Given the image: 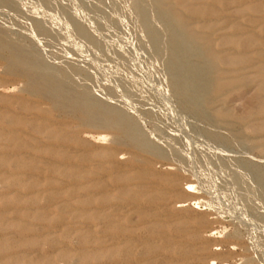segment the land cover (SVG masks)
Returning <instances> with one entry per match:
<instances>
[{
	"label": "rangeland",
	"instance_id": "374dc122",
	"mask_svg": "<svg viewBox=\"0 0 264 264\" xmlns=\"http://www.w3.org/2000/svg\"><path fill=\"white\" fill-rule=\"evenodd\" d=\"M0 43V264H264V0H0Z\"/></svg>",
	"mask_w": 264,
	"mask_h": 264
},
{
	"label": "bare ground",
	"instance_id": "6f19581e",
	"mask_svg": "<svg viewBox=\"0 0 264 264\" xmlns=\"http://www.w3.org/2000/svg\"><path fill=\"white\" fill-rule=\"evenodd\" d=\"M210 4V3H209ZM205 7V6H204ZM206 8V7H205ZM204 9V8H203ZM212 9V8H211ZM220 12V11H219ZM206 20V19H205ZM249 22V21H248ZM206 28V27H205ZM219 43V42H218ZM249 43V42H248ZM1 45V43H0ZM253 45V44H252ZM10 53V52H9ZM208 53L210 54V52L208 51ZM202 54V53H201ZM211 55V54H210ZM222 58V57H220ZM219 58V59H220ZM5 59V58H4ZM206 59V58H205ZM229 59V58H228ZM31 60V59H30ZM30 60H28L25 56H21V55H18L16 52L12 53L11 57L9 58V64H10V68L14 71V72H17L19 73L20 75H22L23 77H25L28 81H29V84H30V87L32 89L33 92H36V93H41L45 96H48L50 97L53 102L55 103V105H58V106H62L63 107H68L70 109H77V110H80L82 112V114L85 116V119L90 123V124H100L102 126H105V127H109V128H113L119 132L122 133V135L124 137H127L128 139H130L132 141V143L138 145V146H142V147H147L143 141H141L140 138H137L135 137L134 135V130L133 128L125 121L117 118H113L112 117V110L109 111V110H104V109H101L99 115H96L95 113H93L91 111V108H92V105L93 103L90 102V101H86L84 99H80V97H78L75 93V95H73L66 87H64L62 84L60 83H57V82H52L48 77H45V76H37V75H34V70H33V67H31V62ZM207 61V60H206ZM230 61V60H229ZM258 61V60H257ZM256 61V62H257ZM255 62V63H256ZM209 63V62H208ZM33 64V63H32ZM223 64V63H222ZM29 66L32 68L33 72L30 70ZM256 70V69H255ZM5 71V70H4ZM9 74V73H8ZM48 74V73H47ZM255 74V73H254ZM238 78V77H237ZM236 78V79H237ZM227 80V79H226ZM54 81V80H53ZM236 81V80H235ZM209 83V82H208ZM226 83H220V81H216L213 85H212V88L211 90L212 91H217L219 89H221ZM259 88L264 91V81L262 83H260L259 85ZM21 103V102H20ZM259 103V102H258ZM262 105L264 106V101L262 102ZM54 106V105H53ZM100 106V105H99ZM98 106V107H99ZM262 106V107H263ZM60 109V108H59ZM66 111V110H64ZM69 111V110H68ZM67 111V112H68ZM114 111V110H113ZM66 112V113H67ZM73 112V111H72ZM255 112V111H254ZM253 112V113H254ZM256 113V112H255ZM70 114V113H69ZM100 117L99 120H97L98 118L97 117ZM24 117V116H23ZM97 118V119H96ZM19 119V118H18ZM45 122V121H44ZM84 122V121H83ZM99 122V123H98ZM34 124V123H33ZM83 124V123H82ZM19 125V123H18ZM17 125V126H18ZM23 126V124H21ZM20 125V126H21ZM88 125V124H87ZM29 127V126H27ZM101 127V126H100ZM135 129V128H134ZM15 130V129H14ZM137 131V130H135ZM30 132H33L30 131ZM42 132V131H41ZM40 132V133H41ZM48 132V131H47ZM8 133V132H7ZM9 134V133H8ZM13 134V133H12ZM36 135V133H35ZM1 137V136H0ZM8 137V136H7ZM141 137V136H140ZM54 138V137H53ZM136 138V139H135ZM116 139V138H115ZM50 140V139H49ZM120 140V139H118ZM4 141V140H3ZM19 141V139H18ZM61 141V140H60ZM123 141V140H122ZM63 142V141H62ZM65 142V141H64ZM119 142V141H118ZM117 143V142H116ZM122 143V142H121ZM124 144H125V141H124ZM128 144V143H127ZM23 145V143L21 144V146ZM135 145V146H136ZM11 146V145H10ZM134 146V147H135ZM149 146V145H148ZM136 148V147H135ZM99 149V148H98ZM149 152V151H148ZM1 153V152H0ZM53 153V152H52ZM104 153V152H103ZM102 153V154H103ZM106 153V157H111L113 156V152L110 150H108ZM151 153V152H150ZM54 154V153H53ZM55 154H56V151H55ZM101 154V155H102ZM64 155V153H63ZM90 155V154H89ZM116 155V154H115ZM114 155V156H115ZM61 156V155H60ZM95 156V155H94ZM97 156V155H96ZM100 156H98L99 158ZM97 158V157H96ZM101 158V157H100ZM105 158V157H103ZM6 159V157H5ZM63 159V157H62ZM1 160V159H0ZM84 160V159H83ZM88 160V159H87ZM110 162V161H109ZM6 163V162H5ZM1 164V163H0ZM4 164V163H3ZM2 164V165H3ZM7 164V163H6ZM18 164V163H17ZM19 165V164H18ZM16 167V166H15ZM19 168V167H18ZM17 169V168H16ZM100 169V168H99ZM22 170V168H21ZM97 170V169H96ZM27 171V170H26ZM100 171V170H99ZM118 171V170H117ZM22 174V172H21ZM20 174V175H21ZM81 174V173H80ZM137 174V173H136ZM144 174V173H143ZM17 176V175H16ZM126 176V175H125ZM134 176V175H133ZM130 179V178H129ZM128 179V180H129ZM7 182V181H6ZM18 182V181H17ZM53 182V181H52ZM174 182V181H173ZM50 183V182H49ZM135 183V182H134ZM159 183V182H157ZM7 185V183H5ZM52 185V183H51ZM129 185V184H128ZM89 187V185H88ZM94 187V186H93ZM127 187V186H126ZM87 188V187H86ZM121 188V187H120ZM142 188V187H141ZM140 188V189H141ZM129 190V189H128ZM101 192V191H100ZM137 193V192H135ZM128 194V193H127ZM167 194V193H166ZM123 196V195H122ZM96 197V196H95ZM132 197V196H131ZM105 198V197H104ZM129 198V196H128ZM108 197H106V200L107 201ZM109 199H111V197L109 196ZM119 199V198H118ZM61 201V200H60ZM109 202V201H108ZM124 202V201H123ZM62 203V202H61ZM137 205V204H135ZM49 206V205H48ZM126 206V205H125ZM161 206V205H160ZM65 208V207H64ZM66 209V208H65ZM64 209V210H65ZM131 209V208H130ZM129 209V210H130ZM113 210V209H112ZM120 214V213H119ZM103 219V218H102ZM102 221V220H101ZM7 222V221H6ZM89 224V223H88ZM92 224V223H91ZM4 225V224H3ZM12 226V225H11ZM90 226V225H89ZM92 226V225H91ZM86 227V226H85ZM42 228V227H40ZM39 228V229H40ZM80 228V227H79ZM83 231V230H82ZM94 231V230H93ZM13 232V231H12ZM93 234V232H92ZM4 235V234H3ZM11 235V234H10ZM14 235V234H13ZM113 235V234H111ZM9 236V235H8ZM97 237V236H96ZM116 237V236H115ZM112 238V237H111ZM136 238V237H135ZM109 239V238H108ZM107 239V240H108ZM1 240V239H0ZM30 240V239H29ZM121 242V241H120ZM119 242V243H120ZM134 242V241H133ZM34 243V242H33ZM113 244V243H112ZM116 244V243H115ZM114 244V245H115ZM32 245V244H31ZM88 246V245H87ZM29 252V251H28ZM29 254V253H28ZM10 255V254H9ZM3 258V257H2ZM4 261V259H3ZM115 263V262H114ZM117 264V262L115 263ZM133 264V263H131Z\"/></svg>",
	"mask_w": 264,
	"mask_h": 264
}]
</instances>
